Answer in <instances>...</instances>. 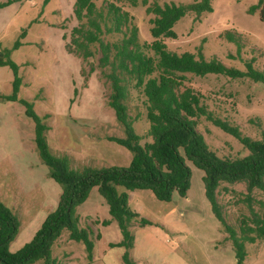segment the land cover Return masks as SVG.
I'll use <instances>...</instances> for the list:
<instances>
[{
	"label": "rangeland",
	"instance_id": "rangeland-1",
	"mask_svg": "<svg viewBox=\"0 0 264 264\" xmlns=\"http://www.w3.org/2000/svg\"><path fill=\"white\" fill-rule=\"evenodd\" d=\"M154 1L149 0L150 6ZM194 1L163 0L159 4L179 5ZM75 2L0 0V5L8 3L0 8V52L10 51V58L18 66V76L22 80L17 93L18 101H0V201L12 210L20 222L18 235L9 245L12 254L33 241L48 216L58 209L62 195L61 186L50 178L49 168L40 157L35 142L36 125L27 115L23 101L32 105L41 119L47 117L44 122L50 128L46 133L49 147L55 155L68 156L73 169L84 166L129 168L132 163L133 154L130 151L108 140L109 137L125 138L126 132L108 105L112 89L107 74L111 70L99 67L101 53L98 45L92 46L95 56L86 61L67 50L71 32L78 26L74 16ZM108 2L121 6L131 14L139 29L141 43L151 44L154 41L150 23L154 15L147 13L146 5L140 2L132 7L125 0H100L97 5L106 7ZM258 2L213 0L212 13L201 17L195 13L187 14L174 27L177 38L164 39V42L170 52L178 55L187 52L198 54L201 49L208 61L218 59L228 67L242 71H246V62L255 59V68L264 72V22L259 12L250 13V8ZM227 31L235 36L241 35L240 56L237 45L225 37ZM102 38L115 43L122 40L123 35L104 34ZM18 41L21 46L14 50ZM146 54L154 56L151 51H146ZM185 76V85L203 95L204 104L215 117L238 126L247 137L262 139L264 84L222 75ZM14 80L11 68L0 67L2 96L11 97L14 94ZM127 85L129 116L136 133L143 138L142 144L150 143L147 98L142 89L136 88L135 81H127ZM198 130L210 149L220 157L236 159L249 153L235 137L215 127L206 118L199 120ZM188 164L192 170V194L198 197L204 190V172ZM145 192L152 195L150 191ZM246 195L245 184H223L218 193L227 222L238 232L245 219L252 225ZM252 197L256 213L263 216L264 194L256 190ZM219 229L222 235L217 248L221 247L224 251L230 249V256L233 252L231 257L235 258L229 235L221 225ZM191 240L187 242L190 247L192 244L191 250L183 249L181 252L189 264H219V261L209 258L211 250L207 242L202 247ZM79 244L70 241L69 232L64 231L52 249L53 257L58 264H90L85 249H79ZM103 249L104 245L97 251L100 258H97L96 264H124V249H114L106 257H103ZM242 264H264V239L246 245V257Z\"/></svg>",
	"mask_w": 264,
	"mask_h": 264
},
{
	"label": "trees",
	"instance_id": "trees-1",
	"mask_svg": "<svg viewBox=\"0 0 264 264\" xmlns=\"http://www.w3.org/2000/svg\"><path fill=\"white\" fill-rule=\"evenodd\" d=\"M50 0H47V3ZM100 0H76L74 16L78 26L71 32L67 50L84 61L95 56L92 46L98 45L101 57L99 67L110 68L107 78L112 92L108 105L114 110L116 118L125 128L126 137H109L133 154L129 168L84 166L78 170L71 167L68 156L55 155L48 144L46 133L50 130L46 118H40L32 105L23 101L27 115L36 125V145L44 164L49 168L50 178L62 188L58 209L51 213L43 227L36 233L33 241L21 251L12 254L9 245L20 229L16 215L0 201V264H58L52 249L64 231L69 232L70 241L85 246L87 259L93 261L95 241L101 235L94 225L108 226L116 223L122 234L118 244L112 248H124V264H136L131 252L135 246L134 227L153 226L154 223L133 211L129 206L128 191L148 190L164 203L172 202L175 195L186 198L191 188L192 170L188 163L204 172L205 195L212 212L229 239L236 254V264H242L246 257V245L264 239V214L260 216L253 207L254 191L264 194V133L260 140L243 135L240 128L226 120L215 117L204 104V97L185 85L186 74L197 77L222 75L232 79H250L264 84V72L255 68V59L245 63L246 71L226 66L218 59L208 61L200 49L198 54L178 55L170 52L164 39H176L175 25L187 14L197 17L213 12V0H195L190 4H165L155 0H125L132 7L140 2L147 6V13L154 15L150 20L154 41L141 43L139 29L134 18L121 6L108 2L106 7H98ZM1 4L0 8L7 6ZM259 12L264 22V0H259L250 8V13ZM104 34H122V40L110 43ZM227 31L225 37L238 47L241 55V38ZM18 41L14 50L20 48ZM151 51L154 56H149ZM0 67L12 69L15 80L14 94L0 101H18L17 93L21 86L18 66L11 60L10 51L0 52ZM93 70V69H92ZM135 81L137 89H142L147 98V119L150 123L149 137L152 142L142 144L128 112L129 88L127 81ZM206 118L215 127L235 137L248 155L236 159L223 158L212 151L202 133L199 120ZM223 184H245V201L251 213L250 222H242L240 232L231 226L225 217L224 206L219 202L218 193ZM97 188L109 206L111 220L101 223L83 221L78 209ZM124 189V192H120ZM227 191V188H225ZM94 224V225H93Z\"/></svg>",
	"mask_w": 264,
	"mask_h": 264
},
{
	"label": "crops",
	"instance_id": "crops-1",
	"mask_svg": "<svg viewBox=\"0 0 264 264\" xmlns=\"http://www.w3.org/2000/svg\"><path fill=\"white\" fill-rule=\"evenodd\" d=\"M145 191L148 190L127 192L130 208L154 223L153 226L134 227L132 230L135 246L131 255L136 264H189L181 252L183 249L191 250L192 244L191 247L187 244L188 241H192L191 239L202 247H205V242L209 244L212 254V256L209 254V258H212V261L217 260L219 264L236 263V257H231L233 252L230 256V249L224 251L221 247L217 248L222 233L206 198L205 187L198 197L192 194L190 188L186 198L175 195L172 202L164 205L162 204L164 202H160L153 193L150 195ZM78 213L83 221L90 223L111 220L109 206L97 188L91 191L88 200L79 207ZM94 230L101 235V238L95 241L93 261L89 262L90 264H96L97 258H100L99 255L97 257V251L102 245H104L103 257L114 249H124L111 247V244H118L122 240V234L116 223L106 227L99 224ZM79 245V249H85L84 245L81 243Z\"/></svg>",
	"mask_w": 264,
	"mask_h": 264
}]
</instances>
